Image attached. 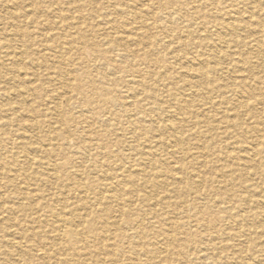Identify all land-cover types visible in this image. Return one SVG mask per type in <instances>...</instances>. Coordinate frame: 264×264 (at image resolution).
Here are the masks:
<instances>
[{"label": "rangeland", "instance_id": "1", "mask_svg": "<svg viewBox=\"0 0 264 264\" xmlns=\"http://www.w3.org/2000/svg\"><path fill=\"white\" fill-rule=\"evenodd\" d=\"M144 2L0 0V264H42L45 260L46 264H57V261L65 264H148L145 257L148 252L157 257L152 264H222L235 257L234 241L228 239L231 234L243 228L252 229L243 211L235 205L228 210L220 203V198L231 190L233 198V195H240L256 200L251 190L264 192V140L261 138L257 142L260 154L249 163L232 137L235 136L239 144L243 141L250 145L254 140L253 131L264 136V104L250 110L236 108L231 103L234 99L231 93L218 85L210 88L212 90L200 85L197 88L199 96L207 98L214 109H219L218 114L208 115L204 110L205 122L201 124L196 123L199 117L195 121L190 119L194 117L192 113L181 115L186 120L184 134L181 145L174 148V155L168 154L167 148L152 146L153 139L165 136L157 131L159 124L175 114L170 100L182 96V81L188 77L187 67H192L191 61L201 52V38L215 39L217 34L203 19L190 21L189 10L181 9L180 0H162L163 8ZM151 12L157 14V20L152 19ZM17 30L29 32L31 36L25 39L14 34V41L23 46L21 59L16 58L15 51L2 47ZM190 34L192 36L188 37ZM181 40L186 42L185 47L178 45ZM122 47L128 50L124 59L113 50ZM59 56L65 60H59ZM250 57L252 61L256 58ZM148 59L152 67L147 65ZM229 68V72L233 71L230 77L237 84L242 81L249 87L258 85L264 96L263 83L245 80V72L237 65ZM160 72L164 74V88L159 89V94L166 97L162 103L170 106L169 114L149 113L150 97L141 91L138 93L134 85L138 82L147 85L152 81L155 84L156 74ZM252 102V99L248 101L250 106ZM196 104L203 109L199 102ZM55 105L57 113L53 112ZM189 110L192 112L194 108ZM251 111H255L254 115ZM232 121L241 129L232 127ZM60 132L66 135L63 141L56 139ZM29 144H38L45 154H31ZM148 148L153 151L155 165L139 168L135 153L138 150L147 152ZM117 166L125 167L126 174L138 184L130 183L125 187L117 184L111 176ZM235 168L247 173L237 178L230 174ZM168 173L171 177L165 180L162 176ZM202 177L207 185L201 186ZM76 182L81 189L75 187ZM99 182L107 185L99 186ZM93 186L103 197H107L111 189L122 206L129 202L121 212V220L136 221L140 226V237L121 240L127 253L117 247L119 255L115 252L113 261L105 255L106 249H95L100 246L99 242L86 232L88 219L82 207L97 209L106 203H97ZM150 188L154 192L148 194ZM38 193L44 195L43 201ZM145 195L148 199L144 200ZM46 203L54 209L65 206L62 215L67 219L76 214L84 217L85 224L77 227V231L86 236L87 243L78 247L84 248L83 254L73 255L62 250L72 237L70 225L66 227L65 242L60 245L53 242L51 221L41 209H38L40 213L33 212L34 208ZM261 206L252 207V212L262 211ZM106 207L114 214L119 208L115 204ZM236 215L237 222L230 218ZM33 217L41 222L34 224ZM170 223L182 228L180 231L174 228L171 231L174 241L162 245L160 230L170 232ZM34 234L43 239L38 242L26 238ZM215 237L223 238L222 245L227 251L224 252L220 245H212ZM134 244L138 248L134 249ZM158 245L181 254L168 259L166 252L158 253ZM247 245L264 254L262 236H253ZM187 250L191 251L190 255ZM53 253L56 257L50 256ZM231 260L233 264L261 261H240L237 257Z\"/></svg>", "mask_w": 264, "mask_h": 264}, {"label": "bare ground", "instance_id": "2", "mask_svg": "<svg viewBox=\"0 0 264 264\" xmlns=\"http://www.w3.org/2000/svg\"><path fill=\"white\" fill-rule=\"evenodd\" d=\"M145 1H149L152 5H155L158 8L164 7V4H162L163 3L162 0H145ZM175 1H178V0H175ZM7 2H9V0H7ZM10 2H14V1H10ZM143 2H144V0H143ZM147 4L148 3H146V5ZM180 5H181V9H188L189 10V13H190L189 16L191 18L190 21H194L197 18L203 19L205 21V23H207L206 25L208 26V28H212L214 33L217 35L215 36L216 37L215 39H208L206 37L201 38V41L199 42V47L201 49V52L196 55V57H197L196 60L193 59L191 61L192 67H190V65H189V67H187V69L185 68L186 71L188 72V77L186 76V79L182 81L183 82V84L181 86V90H182L181 95L182 96L181 97H175L174 99L170 100V101H173V102H171V105H172L171 107L174 108L175 114H173V116L169 115V118L166 120L163 117L164 120L161 119L163 121L159 124V126L157 128V131L160 130V132L164 133L165 136L162 137V139H159V140L153 139V141H151V143L153 144L152 146H154V147H158V148L164 149V150L167 148L168 149L167 152L170 155H174L176 153L174 148L178 145H181V143H182V138H183V134H184L183 125H184V121H186V120L183 119L181 115L192 113L194 115V117L190 116V119H194V121H195V119L199 117L200 120H198L196 123L201 124V123L205 122L204 113H203L204 110H206L208 115H213V116L217 115L219 112L218 111L219 109L216 110V109H214V107L210 106L209 100L207 98L199 96L197 88L200 85H204L207 89L209 88L208 90H212L210 88H213L214 85H218V87L220 89L225 90L228 93H231L234 97L233 102H231V103H233V105L236 108H238V107L249 108L248 110H250L254 106H257V105L261 106L264 104V103H262L264 100V96L262 95L263 90L261 87H257L258 85L256 87H254V86L249 87V86L245 85L246 82L244 84L242 81H240V83L237 84L236 81H234L230 77V75L232 74L233 71L229 72V70H230L229 67L232 64L237 65V67L243 69V71L245 72V76H246L245 80H249V81L252 80L255 83L257 81H259V82L263 83V87H264V38L262 37V35L264 34V10L262 9V7H264V0H180ZM6 8H8V7H6ZM135 9L137 10V12H140V10H138V8H135ZM151 15H152L153 20L158 19L156 13L152 14V12H151ZM131 19H132V17H131ZM153 23H155V22H153ZM138 24L139 23H137V25ZM0 25H2V23H0ZM14 26H17V25H14ZM18 32H19V30L15 31V33H13V34L11 33L10 37H9L10 39L8 40L9 41L8 44H5L6 46H2V47H6L7 49L15 51L16 55H17L16 58L21 59L23 57V48H22L23 46L20 43H18L17 41H14L15 40L14 34H15V37H21V38L24 37L25 39H29V38H31V36H30L29 32H26V31L25 32H19V34H18ZM191 36L192 35L190 34L188 37H191ZM120 42H124V41H120ZM172 42H174V41H172ZM185 43L186 42L184 40L183 41L181 40L180 42H178V45L180 47H185ZM194 43H195V41H194ZM235 48H237V49L233 51L232 49H235ZM113 50L118 51V53L121 57L120 59H124L125 57H127V53H128L127 49L122 47V49H117V48L115 49L114 48ZM28 53H30V52H28ZM250 55L256 57L254 61H252V59H251L252 57H250ZM244 56H246V57H244ZM58 59L59 60H61V59L65 60L64 57H61V56H59ZM68 61H69V59H68ZM148 62H150V63H147V65L152 67L151 59H148ZM200 63L204 64V65L201 66ZM61 64H63V63H61ZM111 64L112 63L109 62L108 66L111 67L112 66ZM188 64H186V65H188ZM182 65H184V64H182ZM66 66H67V64H66ZM157 69H158V67H157ZM208 70H210V72ZM218 72L220 73V75H218ZM63 77H65V76H63ZM163 77H164V74L162 72L156 74V80H155L156 85L153 83V81L147 85L144 83L140 84V82L134 84V85H136L138 93L141 91V93H146L145 95H148V97H150L151 103H150V107L148 109L149 113H151V111L152 112L154 111V112H162L165 114L166 113L169 114V112H170L169 111L171 109L170 106H168L167 104L164 105L162 103L163 102L162 100L166 99V97L159 94V92H160L159 89L161 87H162V89L164 88ZM187 78H189V79L187 80ZM160 82L162 83V85H160ZM13 85L15 86V84H13ZM170 98H172V97H170ZM250 99L253 100L251 106L248 103V101ZM196 102H199L203 109L196 107V105H197ZM56 104H57V101H56ZM190 107L194 108V110L192 112H191V110H189ZM195 107H196V109H195ZM226 111H227V109H226ZM53 112H55V113L58 112V108L56 105L53 108ZM254 112L255 111H251L250 114L254 115ZM55 113H54V115H55ZM146 122H148L150 124V121L146 120ZM230 125L232 127L237 128V129H241V126H239V124H237L233 121L230 123ZM31 126H34V125H31ZM31 126H29V127H31ZM115 132H116V130H115ZM257 134H258V132H256V131H253V133H251L252 139L254 138V140H253V144H250V145L246 144V142H243V141L242 142L240 141V144H239L236 141V137L232 136L234 139L235 145H238V148H239L238 151L241 152L242 154H244L245 158L247 159V161L249 163L253 162L254 158H256L258 156L259 144H257V142L258 141L260 142L261 138H262V140H264L263 135L258 136ZM136 136H141V135L137 134ZM65 138H66V135H64V133L60 132V134L57 135L56 139H57V141L58 140L63 141V140H65ZM24 139L26 141L25 137H24ZM35 142H37V141H35ZM255 142H256V144H254ZM142 148H144V147H142ZM169 148L172 150H170ZM148 149H150V148H148ZM28 152H30L31 154H37V155H44L45 154V152H43L40 149V146L38 144H33V145L29 144ZM152 152L153 151L150 149V150H147V152L144 150H140V151L138 150L137 153H135V156H137V158H138V160L136 161V164L139 166V168L140 167L143 168V166L153 167L155 165V162H154L155 157L153 156ZM28 158H30V157H28ZM31 160H32V158L30 159V161ZM203 162H204V160H203ZM175 164H178V162H176ZM178 170H183V167H178ZM245 172H246V170H244V169H236L235 168V169L230 170V174L237 177V178H242L243 175H245ZM52 175L55 176V179H56L55 173H52ZM112 175H113V178L118 182L117 184H122L123 187H125L126 185H128L130 183H134L135 185L138 184L137 180L131 179L126 174L125 167L117 166L116 168H114L111 176ZM92 176H93V174H92ZM111 176L109 175V177H111ZM263 176H264V174L262 175V177ZM107 177L108 176H106L105 180H107ZM162 177L165 180H168L171 177V175L168 173L166 175H163ZM190 178H192V177H190ZM252 179H254V178H252ZM98 180L99 179L97 178L96 182ZM74 184H75V187L77 189H81L78 182H76ZM134 184H132V185H134ZM207 184H208L207 180L205 181V179H203V177H202L201 178V186L207 185ZM100 185H103V184H101L99 182V186ZM104 185H107V183H104ZM110 190L108 191L110 194L107 197H103L102 193L100 195L97 188L95 186H93L92 192L97 196V203H99V202L101 203L102 201H105L106 203L102 204L101 207H99L97 209H94L91 207H86V206H83L82 208L87 210V212H86V210H84L85 211V217H87L86 220L88 219V221H86V232L91 237L97 239V241L99 242V245H100L98 248H95V249L99 250V251L106 249L105 255H107L111 259V261H113L114 260L113 257L116 256L115 252L117 253V255H119L117 247L123 248L124 253H127V250L121 244V240H124V241L134 240V239L140 237L141 232L138 231L139 227H140L138 225V222H136V221H125L124 219L121 220V212H123V210L128 206L129 202H128V204H125L123 206L120 205L119 198H117L118 196L116 195V193H111L112 190L111 191ZM153 190L154 189L150 188L148 194L151 192H154ZM251 191H253V193H254L253 197H256V200H249V199L244 198L240 195H233L234 196V198H233V197H231L232 191L230 190L229 193H227V192L224 193L223 197L220 198L221 199L220 203L223 205H226L228 207L227 208L228 210L231 209L232 205H235L236 207H238L240 209V211L244 212V216L247 217V220H249L251 228L254 229V230H252V229L248 230L246 228H243L242 230H239L237 232L232 233L230 238H228V239L234 241V245L232 247V251L234 253V256L237 257L238 260H240V261L248 260V261L254 262L257 259H259L261 261L258 262L257 264H264L263 252L259 249L254 250L253 248H250L247 245V241L251 240V238L255 235H257V236L260 235L264 238V192L261 190H257V189H253ZM196 193L198 194V192H196ZM38 194H39V198L42 199L41 201H43L44 195L41 193H38ZM145 199H148L146 197V195L144 197V200ZM80 201L83 202V198H80ZM111 204H115V205L119 206V208L115 210V214L112 211H110L108 207H106V206L111 207ZM258 204H260V206L262 205L260 207V208H262V211H259V212L254 214L252 212L251 208L258 205ZM60 208L59 209L50 208L46 203L42 207L39 206V207L34 208L33 212L34 213H40L42 211V212H44L45 218H48L49 221H51V228L50 229H51V233H52V238H53V242L57 245H60L63 242H65L64 240H66V238L68 236V231H67L66 227H69L68 225H70L72 228V229L70 228L72 231V237H71V240L69 241V245H64L62 250L66 251L68 253L71 252L73 255H80V253L83 254L84 248L80 249L78 247H82L87 243L86 236H84L83 233H80V231H77V227H79L82 223L85 224V219L82 215H78V214H76L73 218L67 219L66 217H64L62 215V208L64 210V208H66V207L61 206ZM38 209H41V211ZM149 214H152L151 211L149 212ZM240 214H238V215H240ZM238 215H236V217H233L234 215L230 216V218L236 219V222H237L238 221ZM147 216H148V214H147ZM240 217L243 218L241 215H240ZM32 219H33L32 222L34 224L41 222V219H39V218L33 217ZM208 223L211 224V222H208ZM96 224H100V227H97ZM170 224L171 225L168 227L170 232L167 231V233H166V232H163L162 230H160L159 234L163 237V241H164V243L162 245L168 244L170 241H174V236L171 235V231L174 230V228H175V230H178V231H180V229L182 228L181 226H179V224H177V225L175 223H170ZM257 230L259 231V234L256 233ZM26 238H28L29 240L34 239V240H37L38 242H40L43 239V236H41L39 234H34L31 236H27ZM242 239H245L246 241L242 242ZM255 239H258V238L256 237ZM214 240L216 242H214L212 245H215V247H218V245H220V247H223V248H221L223 251L224 250L227 251L226 246L222 245L223 244L222 243L223 238H222V240H220V238L215 237ZM250 243H251V241H250ZM162 245L157 246L156 249H158V253L161 252V254L162 253L164 254V252H166V254L168 255V259H170V257H172V256H174V257L180 256V254H181L180 251L175 252L174 249L169 250L166 248V246H162ZM9 246H10V244H9ZM136 246L137 245L134 244V249L138 248ZM253 250H254V252H253ZM187 252L189 254L191 251L189 252L187 250ZM248 253H250L249 256H247ZM99 254L102 255L101 253H99ZM148 254L149 255L145 256L146 262L148 264H152L153 262H155L157 260V257L155 255H153V252H151V253L148 252ZM50 256L56 257V253H53ZM50 256H49V258H51ZM235 257H232V258H235ZM232 258L226 259V261L222 264H229V263L233 264V260H231ZM42 262H43L42 264L47 263L46 260L42 261ZM57 262L60 264H65L64 261H57Z\"/></svg>", "mask_w": 264, "mask_h": 264}]
</instances>
